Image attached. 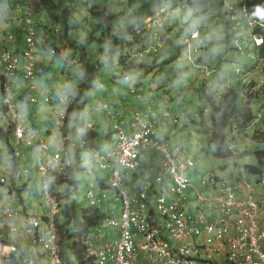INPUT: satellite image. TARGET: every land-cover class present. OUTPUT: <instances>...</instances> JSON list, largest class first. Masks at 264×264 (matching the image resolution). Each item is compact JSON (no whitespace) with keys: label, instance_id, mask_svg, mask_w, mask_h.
Returning a JSON list of instances; mask_svg holds the SVG:
<instances>
[{"label":"built area","instance_id":"2783aa9c","mask_svg":"<svg viewBox=\"0 0 264 264\" xmlns=\"http://www.w3.org/2000/svg\"><path fill=\"white\" fill-rule=\"evenodd\" d=\"M39 6L40 0H21L16 9L23 14L25 24L18 33L6 32L1 39L5 45L0 52V108L6 111V125L14 130V144L10 162L0 171V264H68L59 235L64 192L53 190L54 176L60 181L77 179L81 188L85 177L98 176L99 172L107 173L102 181L120 205L116 211L106 201V193L96 194L92 181L85 185L86 205L100 208L106 216L78 237L84 260L77 264H264V169L254 176V183L247 181V167L253 166V161L243 150L244 144L230 145V160L235 166L243 165L239 177L209 175L195 185L189 172L196 162L187 156L185 144L170 146L157 135L162 121L178 117L169 111L160 117L158 111L144 105L128 128L114 123L110 146L97 156L93 167L89 162L74 165L65 135L71 102L67 83L60 89L62 109L57 113L50 142L39 129L25 126L26 113L15 103L13 82L19 77L33 89L31 83L41 71L38 52L48 30L35 21ZM179 7L194 20L202 15L200 9ZM197 12L199 15L194 16ZM177 14V9L164 6L150 24L156 21L161 30ZM201 34L197 26L184 38L187 52L202 53L205 45ZM149 35L155 37L153 32ZM19 40L25 44L22 51ZM262 44V39H255L256 46ZM152 52L159 56L155 47ZM147 53L151 52L138 50L136 57L141 60ZM50 54L59 56L54 50ZM236 73L243 76L244 97L254 94L250 91L251 68H238ZM124 79L130 80L129 75ZM45 94L50 96L52 91L46 89ZM107 106L97 110H108L112 116ZM23 147L34 152L44 202L41 213L25 210L20 204L25 200L30 174V168L22 164Z\"/></svg>","mask_w":264,"mask_h":264},{"label":"rangeland","instance_id":"374dc122","mask_svg":"<svg viewBox=\"0 0 264 264\" xmlns=\"http://www.w3.org/2000/svg\"><path fill=\"white\" fill-rule=\"evenodd\" d=\"M5 1L7 4H4V0H0V11L4 6L6 8L11 7L12 14L19 11L16 9V5L21 0ZM239 1L240 0H226V6L229 7L231 6L230 4L237 5ZM69 3L73 5V9H71L70 16L68 17L67 31L62 24L60 25L54 22L41 5L38 8L36 7L38 15L35 21L40 20V24L49 31V38L44 41V47L47 52L46 60L42 61V65L46 71L41 76L47 79L48 88L52 89L54 92L60 91L64 86V82L67 80L70 86L77 85L78 76H76V72H78L79 68L77 59L83 49L88 52L91 63L95 64L98 68L96 83H103L104 87L101 89H93L90 92V98L86 102L84 108V119L85 123H88L90 120L93 121L92 125L98 133V140L104 144L110 122L105 116H101L95 112L94 109L98 106L97 103H94L95 98L102 101L105 95L111 92L117 93L122 97L126 96L129 85L123 82L121 78L124 71L120 66L119 49L113 54V63L111 66L108 65L110 68L106 72H103L101 69L105 67L104 64H109V61L106 60L109 44L117 35L121 22H119V19L116 17L113 21L109 22L108 25L102 23L99 26L101 19H99L100 17L97 16V13L100 11V9H98L100 7L118 15L120 12L127 11V3L126 0H70ZM69 3L68 5L70 6ZM165 6L177 9V18H171L165 23L167 31L160 30L156 21L148 24V32H153L155 37H150L146 42L149 52H152L154 47L159 51L160 59L157 61L159 65L163 62L165 63L160 67L150 69L156 62L149 59L148 56L150 54L147 53L149 55H145V58L143 60L141 59L142 61L139 62L141 66L136 68V72H132V78L141 85L139 91H142L145 99L149 100L152 105H155L159 110L165 112L170 111L172 114L178 116L176 123L174 121H164L161 123L157 135L161 140L169 143L170 146H173L176 142L185 144L184 147L187 156L191 157L196 162V167L189 172V178L195 185H198L200 178L209 175H214L221 179L229 178L231 175L239 177L242 172V163L235 166L234 162L230 159H215L212 151L208 149L207 136L211 131L210 119L213 112L204 90L205 88H210L214 92L221 93L225 87H237L239 77L235 73V68L238 66V68L241 69L251 68V79L252 81H256L254 86H252L253 90L250 91L254 94L260 91L261 94V91H264V78L260 74L261 68L255 60L258 56V52L255 51L253 45H248L239 34L235 37V39L240 37L237 41H228L230 45H234L236 50L230 47V50L227 51V41L225 42L221 37L217 17H205L201 15L197 18V22L199 24L198 28L200 27L202 29L201 35L204 37L205 46L201 54L193 55L191 52H187L188 46L182 41L185 37L190 36L192 30L196 29L197 26L185 17L186 13L184 9L172 3H168ZM95 7L98 8L95 9ZM168 9L171 8H165V10ZM57 14L59 13L57 12ZM193 15L198 16L199 13H193ZM13 17L16 19V24H22L18 16ZM21 18H23V14H21ZM5 26L7 30H11L9 24H5ZM181 27L183 29H180ZM0 35H3L1 30ZM158 39L160 41H165V45ZM161 47H165L167 50L171 48L174 49L172 53H166L165 56H162V52L159 50ZM50 50L58 52L60 59L52 58L49 52ZM138 50L139 49L135 47L134 53ZM180 50L182 52H180ZM178 55H182L183 60L177 61L176 57ZM201 57L205 60L208 65L207 67L198 66V59ZM62 62L66 63L67 68L64 67ZM209 68L218 69V75H214ZM63 70L66 73H63ZM207 71H209V77ZM22 83L24 86L23 89H26L27 84L24 82ZM34 83L40 88L41 85L38 84L37 80H35ZM151 86L153 88L149 89ZM71 89L75 91L74 87ZM15 91L20 93V86H18L17 83H15ZM55 97L56 96H54V98ZM127 101L130 102L132 107L139 105V102L136 100V95H131L128 97ZM17 104L19 105V102H17ZM44 107H46L49 116H55L56 113L62 109V107L60 109V105L56 102H54L53 105L46 102L44 103ZM250 109L257 117V120H259V115L261 121L263 120L261 123H258L256 127L249 129L247 134L251 136L257 129L264 127V100L259 98L253 101L250 104ZM70 115L67 129L68 138L70 140L73 139L71 141L73 142L74 138L72 131H77L78 135L76 139L80 141L81 123L78 122L76 111L72 112ZM69 130H71V132ZM243 144V150H247V155L253 161L251 165H255V153H264V146H258L257 144L253 145V143L247 140H245ZM3 147L2 155L7 157L9 155L8 149L5 145H3ZM85 156L84 158L86 159ZM94 169L99 172L98 167L95 166ZM100 174L103 177H107V174L104 172ZM246 179L250 183H254L255 181V177L249 174H246ZM91 181L94 183L96 194H102L95 176L85 177L81 184V189L79 190V198H76L74 195L71 196V200L77 205V212H79L81 206H87L83 190L85 189V185H88ZM36 191H38V188ZM187 195L190 196L189 194ZM115 199L114 195L109 193L106 201H109L110 205L113 202L116 204ZM189 201L191 204L194 203V205L197 206V202L192 200L191 197H189ZM119 205L120 203L118 202L116 211L119 209ZM67 227L70 230V234H74V223L72 221L67 224Z\"/></svg>","mask_w":264,"mask_h":264},{"label":"trees","instance_id":"16d2710c","mask_svg":"<svg viewBox=\"0 0 264 264\" xmlns=\"http://www.w3.org/2000/svg\"><path fill=\"white\" fill-rule=\"evenodd\" d=\"M40 2V5L42 4L41 7L49 14L50 18L57 24H62L67 31L68 17L70 16L71 9H73V5L69 3L70 0H40ZM126 3L127 11L120 12L118 15L107 9L97 7L100 9L97 13V16L101 19L99 26L102 23L108 25V23L113 21L116 17L119 19V22H121L117 35L109 44V51L106 56V60L109 61V64H104L105 67L101 68L103 72H106L112 65L114 60L113 54L118 49L120 54V66L124 71L121 78L123 76L125 77L130 71L136 72V68L141 66L139 62H141L145 56L142 60H139L136 57V53H134V48L147 50L146 42L150 37L147 28L148 24L153 21L158 12H160L166 4L172 3L194 10L200 9L202 15L205 17H217L221 37L225 42L227 41V51L230 50V47H232L233 50L235 49L234 45H230L229 42L237 41L240 37L244 39L248 45H253L255 51L258 52V56L255 60L261 68L260 74L264 78V0H240L237 5L230 4L231 6L229 7L226 6V0H126ZM97 8L95 7V9ZM1 12L7 13V9L3 7ZM57 12L59 14H57ZM39 25L44 28L40 22ZM237 34L241 36L235 39ZM256 38L263 40L261 46L255 45ZM173 49L174 48L167 50V48L162 47V56H165L166 53H172ZM159 57L160 55L157 56L156 52L150 53L148 58L156 62L150 69L160 67L165 63L163 62L158 66L157 61L160 59ZM77 60L79 67V86L74 88L75 91L72 89V92L75 94L71 96L73 101L67 120L68 122L70 120V114L73 111H76L79 122L80 114L83 115V108L88 101L89 92L96 86V77L98 73L97 66L91 63L88 52L85 49L81 51ZM255 81L256 80L252 81V86H254ZM243 89L244 88L239 85L237 87H225L221 94L214 92L210 88H205L204 90L213 112L210 119L211 131L207 136V146L208 149L212 151L215 159L229 160L233 156L230 145L236 142L243 144V142L247 140L253 143V145L257 143L258 146L264 143V128L257 129L251 136L247 134L249 129L254 126V123L261 120L260 115L259 120H257V117L252 113L250 104L259 98L264 100V96H262L264 95V91H261L262 95L259 91V93L246 96V100L243 95ZM77 135L78 132H75L74 141L70 143L72 151L78 158L81 156L82 151H86L87 162H89L90 167H93L95 164V152H93V147L97 144L96 139L98 134L94 131L93 127H89L86 123L82 122L80 141L76 139ZM245 153L247 154V152ZM255 160V165L247 167L248 174L253 177L259 175L261 170L264 169V153L256 152ZM98 181L100 182L101 179L99 178ZM52 188L56 193L64 192L61 198L66 202L63 204V210H61V215L59 217L61 249L66 255L68 264L83 261L84 247L77 242V239L81 233L87 232L91 227L98 225L105 218L106 214L98 207L88 206H81L79 212H77V205L71 200L72 195L79 198V183L77 179L60 181L54 176ZM71 221L74 223V234H70V230L67 227V224Z\"/></svg>","mask_w":264,"mask_h":264},{"label":"crops","instance_id":"0c3cea01","mask_svg":"<svg viewBox=\"0 0 264 264\" xmlns=\"http://www.w3.org/2000/svg\"><path fill=\"white\" fill-rule=\"evenodd\" d=\"M4 4H7V2L4 1ZM6 9H7V13H3L0 11V13L4 14V16H5V17L3 16L4 19L2 21H0V30L3 32V35L6 32L18 33L20 28L25 24L24 19L21 18L22 13L20 11H17L15 14H12L11 7H8ZM185 13H186L185 17L188 20L192 21L193 24H196V26H198L197 19L194 20L191 15H189L187 12H185ZM12 15L15 17L18 16L21 19L22 24L21 23L16 24V19ZM36 15H37V12H36ZM38 22H40V21L38 20ZM5 24H9L11 27V30H7ZM180 29H183V28L181 27ZM161 30L166 31V27H161ZM3 35L2 36L0 35V52L2 51V48L5 45V43H3V41L1 40ZM48 38H49V36L47 37V39ZM19 42H20L19 49H20V51H22L25 47V44L21 40H19ZM163 45H165V41H163ZM10 49L12 51L16 50V48H13V47H10ZM50 51H52V50H50ZM46 54H47V52L45 50V47L44 46L40 47L39 52H38V67L41 68V71H40L39 75L37 76V78L35 79L38 81V84L41 85L40 88L34 83L35 80L33 81V83H31V85L33 86V89H31L30 88L31 86L27 82L23 81L21 78L18 77L13 82L14 83V89L13 90H14V94H15V103H16L17 107L19 108V110H23L26 113L25 126L34 127V128L39 129L41 134L43 135V137H45L50 142L52 128H53V125L57 119V113L60 110L56 113L55 116H53V115L49 116L47 113L46 107H44V103L47 102V103H50L51 105H53V103L56 102L60 105V109L62 106H61V103L59 102V99H58L60 91L54 92L52 89L48 88L47 79L44 78V76L43 77L41 76L46 71V69L42 65V61L46 60ZM58 55H59V53H58ZM52 58L60 59V55L58 57L52 56ZM176 58H177V61L183 60L182 55H178ZM61 60H62V55H61ZM0 61H1V59H0ZM62 64L66 65L65 62H62ZM157 65H159V62L157 63ZM199 65L200 66H206V67L208 66L202 57L199 58L198 66ZM0 67H1V62H0ZM237 68H238V66L236 67V69ZM209 69L214 73V75H218V73H219L218 69H216V68H209ZM63 73H66V72L63 70ZM208 73H209V71H207V75H208ZM76 74H77L76 76H78L77 82L79 83L78 72H76ZM127 75H129L130 80H125L124 79L125 77L124 76L122 77V81L129 85V89L127 90L126 96L122 97L121 95H118L117 93L111 92V93L105 95V97L102 101H100L98 98H95L94 103L98 104V106L94 109L95 112H97L101 116H105L106 119L109 120V122H110L108 134L105 137V143L104 144L98 140V136H97V139H96L97 144H96V146L93 147V152H95V156H94L95 161L97 160V156L99 154H103L108 150V148L110 146V131L112 130L114 123L122 124L126 128H128L130 126L131 122L134 120L135 113L139 109H142L144 105L149 106L150 109L158 111V113L160 114V117L165 112L163 110H159L155 105H152V103L149 100L145 99L142 91H139L141 89V85H139L137 82H135L133 80V78H132L133 74L131 71L128 72ZM236 75L239 77V82H238L239 84H237V85L241 86V82H243V76H240L237 73H236ZM208 77H209V75H208ZM22 82L27 84L26 89H23L24 86H23ZM15 83H17L18 86H20V93H17L15 91ZM66 83L68 85L70 95L72 96V94H74V93L72 92L71 88L72 87L76 88L79 85L77 84V85L70 86L68 80L64 82V85ZM114 86H117V85H114ZM142 86H143V84H142ZM103 87H104L103 83H98V84L96 83V86L93 89H97V88L101 89ZM150 88L152 89L153 87L151 86V87H149V89ZM46 89L52 91V95L49 96V95L45 94ZM90 92L88 95V99L90 98ZM219 94H221V93H219ZM131 95H133V96L136 95V100L139 102L138 106L132 107L130 102L127 101L128 97H130ZM45 96H46V98H45ZM54 96H56V97L54 98ZM72 101L73 100L71 98L68 113H70V111H71ZM17 102H19V105L17 104ZM104 106L109 107L112 116L107 114L108 110H103V112H98L97 109L101 108V107L103 108ZM84 108H83V115L80 114V119H79L80 123H82V122L85 123ZM68 116H69V114H68ZM124 116H125V118H124ZM177 120H164V121H174L176 123ZM6 121H7L6 111L4 110L3 107H1L0 108V171L1 172H2L3 166L10 162V157L12 156L11 154L13 151V144H14V130L12 127H9L6 125ZM164 121H162L161 123H163ZM259 121L260 122L254 123L253 127H256L257 124L261 123L263 120L262 121L259 120ZM92 122L93 121L90 120L86 124L89 127H93ZM68 123L69 122L66 123V130H65V135L67 138H68V133H67ZM160 127H161V125H160ZM160 127H159V129H160ZM263 128H261V129H263ZM69 131L71 132V130H69ZM94 131L96 132L95 128H94ZM75 132H77V131H72L73 138H74ZM131 132H132V130H129V133H131ZM72 140L73 139L70 140L68 138V141H67L68 147L71 151L72 162L74 165L82 166L85 163H87V152L82 151L81 156L78 158L74 154V152L72 151V146L70 145ZM176 143H178V142H176ZM3 145H5L6 148L8 149L9 155L7 157H4L2 155V152L4 149ZM22 152L25 154L24 158L22 159V162H23L22 164L24 166L30 168V174L26 179L27 182H26V188H25V192H26L25 200L22 199V202H20V201L19 202L21 204V207H23L25 210H29L31 212H36L37 210H39V213H41V212H43V209H44V204H43L44 202L41 199V179L39 178L37 171L35 170L34 152L32 149L27 148V147H23ZM84 156L86 157V159L84 158ZM100 173L101 172H99L98 176L95 175V179H96V182L98 183V187H99L100 192L106 193L107 195L109 193H111L113 195V191L107 189L103 183V181L105 182V178H107V177L101 176ZM104 173H106V172H104ZM99 178L101 179L100 182L98 181ZM11 187L9 186V189ZM37 188H38V191H36ZM80 189L81 188L79 187V190ZM5 192L6 193L8 192V188L5 190ZM84 195H85V191H84ZM85 202H86V200H85ZM113 203H112V205H114L116 208L117 205L115 203L114 204ZM12 204L18 206V203H15V202H13Z\"/></svg>","mask_w":264,"mask_h":264},{"label":"bare ground","instance_id":"6f19581e","mask_svg":"<svg viewBox=\"0 0 264 264\" xmlns=\"http://www.w3.org/2000/svg\"><path fill=\"white\" fill-rule=\"evenodd\" d=\"M5 1V0H4ZM41 3V2H40ZM42 5V4H41ZM41 66V65H40ZM118 122V121H117ZM92 166V165H91ZM103 184V183H102ZM104 186V185H103ZM67 197V196H66ZM66 197H65V199H66ZM66 203V202H65ZM63 210V209H62ZM103 214V213H102ZM61 215V214H60ZM104 216V215H103ZM63 219V218H62Z\"/></svg>","mask_w":264,"mask_h":264},{"label":"clouds","instance_id":"9594fccd","mask_svg":"<svg viewBox=\"0 0 264 264\" xmlns=\"http://www.w3.org/2000/svg\"><path fill=\"white\" fill-rule=\"evenodd\" d=\"M177 50V49H176Z\"/></svg>","mask_w":264,"mask_h":264}]
</instances>
